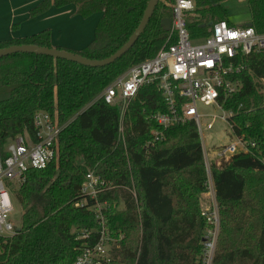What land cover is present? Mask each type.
Returning <instances> with one entry per match:
<instances>
[{
    "label": "trees",
    "instance_id": "trees-1",
    "mask_svg": "<svg viewBox=\"0 0 264 264\" xmlns=\"http://www.w3.org/2000/svg\"><path fill=\"white\" fill-rule=\"evenodd\" d=\"M149 0H42L31 18L50 8L74 5L87 18L102 14L94 38L80 51L103 60L120 49L137 28ZM193 0L186 19L192 41L207 38L206 25L230 20L223 3ZM250 24L264 33V0H245ZM174 0H159L141 36L109 66L88 68L34 54L0 58V155L17 135L35 140L34 116L46 112L60 125L68 123L55 143V155L43 169H29L19 187H9L21 209V224L11 238L0 239V264H72L86 244L95 242L101 208L110 236L122 238L111 250V264H202L206 227L200 215L206 173L200 139L193 121L163 132L164 139L146 152L143 145L157 126L149 119L165 112L154 85L142 87L124 116L125 145L119 142V107L94 100L133 65L154 57L167 42L161 20L172 18ZM246 26V24L242 25ZM33 45L52 48L50 32L0 42V49ZM239 85L225 98L232 111L233 132L255 143L251 153L264 159V49L237 55ZM94 102V103H93ZM257 162L233 157L212 166L220 229L211 264H264V184ZM93 171L110 184L97 198H85L81 185ZM132 192L135 193V198ZM85 201L83 206L77 204ZM90 233L89 239H82Z\"/></svg>",
    "mask_w": 264,
    "mask_h": 264
},
{
    "label": "built area",
    "instance_id": "built-area-1",
    "mask_svg": "<svg viewBox=\"0 0 264 264\" xmlns=\"http://www.w3.org/2000/svg\"><path fill=\"white\" fill-rule=\"evenodd\" d=\"M193 10V0H174L167 38V42L173 40V43L161 48L154 57L130 67L114 79L94 102L100 100L108 106L118 105V140L125 145L124 116L129 104L142 87L154 85L167 110L149 116L158 129L152 131L150 138L145 141L143 148L146 152L164 139L165 130L188 121L194 122L207 177L206 193L203 194L200 209V215L206 224L202 237L201 261L202 264H211L220 229L212 166H218L221 161H229L233 157L247 156L259 164L264 179V159L260 160L251 153V149L256 147L255 143L234 134L230 122L233 112L224 109L225 98L239 89V85L230 80L240 72V67L234 65V59L237 55L246 56L263 50L264 33H257L251 26H230L226 21H218L212 24L207 38L192 41L186 28V19ZM198 102L223 112L221 116H212L205 129L211 130L214 122L220 120L228 127L234 142L215 148L213 152L206 148L200 120L202 116L196 108ZM67 124L60 125L48 113L37 112L33 120L35 140L28 135H17L4 149L6 157L2 158L0 155V239L11 238L17 229L9 221L13 211V197L9 187H19L29 169H43L51 162L55 155V143ZM109 186V183L90 171L86 174L80 191L85 198L95 200ZM132 194L135 198V193ZM84 204L85 201H81L77 205ZM106 206L96 203L94 212L99 226L98 236L93 244H86L80 249L72 264H95L97 255L106 254L105 247L113 241L107 232L101 211ZM80 238L89 239L90 233H84ZM121 238L114 237V245Z\"/></svg>",
    "mask_w": 264,
    "mask_h": 264
},
{
    "label": "crops",
    "instance_id": "crops-1",
    "mask_svg": "<svg viewBox=\"0 0 264 264\" xmlns=\"http://www.w3.org/2000/svg\"><path fill=\"white\" fill-rule=\"evenodd\" d=\"M41 1L0 0V42L48 30L53 48L77 52L90 44L101 17L93 14L83 18L76 14L74 5H66L60 8L52 7L45 13L31 18L29 12ZM240 25L242 24L236 26Z\"/></svg>",
    "mask_w": 264,
    "mask_h": 264
},
{
    "label": "rangeland",
    "instance_id": "rangeland-1",
    "mask_svg": "<svg viewBox=\"0 0 264 264\" xmlns=\"http://www.w3.org/2000/svg\"><path fill=\"white\" fill-rule=\"evenodd\" d=\"M223 7L228 11L230 15V20L232 23L239 25V24H247L250 20V11L248 9V6L246 4L245 0H230L227 2H224ZM96 16L101 17L102 14H97ZM197 112L200 114L201 117V125L203 127V136H204V143L206 145V148L213 152L215 148H218L220 146L228 145L232 142H234V138L230 136V133L228 131V127L226 124L220 120H216L213 124V128L211 130H206L205 127L208 123L211 122L212 116H221L223 115V112L213 106H204L202 103L196 104ZM9 141L5 145V149L8 147ZM259 184H264L263 176L260 178ZM16 187V186H14ZM17 188V187H16ZM206 193V192H204ZM201 195V202L204 200L203 194ZM13 205V211L9 216V221L15 228H19L21 224V209L19 205L14 201L12 202ZM113 241L109 242V244L105 247L106 248V254L104 256L97 255L95 258V264H111V250L115 246L114 237L111 236ZM118 239V238H117Z\"/></svg>",
    "mask_w": 264,
    "mask_h": 264
},
{
    "label": "water",
    "instance_id": "water-1",
    "mask_svg": "<svg viewBox=\"0 0 264 264\" xmlns=\"http://www.w3.org/2000/svg\"><path fill=\"white\" fill-rule=\"evenodd\" d=\"M158 1L159 0L148 1L143 16L137 28L134 30V32L131 34V36L128 38L125 44L120 49H118L114 54L103 60H90L82 56H79L77 54L67 52L65 50H59L58 48H53V47L45 48V47H39L33 45H21V46H11L7 48H2L0 49V58L13 54H34V55L51 57L54 59L65 60L88 68H102L105 66H109L110 64L118 60L120 57H122L126 52H128L130 48L135 44V42L138 40V38L145 30L156 8ZM170 26H171V19L161 20V27L165 31H169ZM206 26L211 27L212 23L209 22ZM246 26H250V24H246Z\"/></svg>",
    "mask_w": 264,
    "mask_h": 264
}]
</instances>
